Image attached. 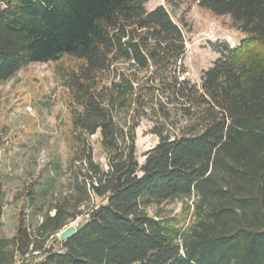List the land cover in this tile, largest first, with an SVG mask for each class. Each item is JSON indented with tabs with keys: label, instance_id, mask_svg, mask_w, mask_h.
Here are the masks:
<instances>
[{
	"label": "trees",
	"instance_id": "16d2710c",
	"mask_svg": "<svg viewBox=\"0 0 264 264\" xmlns=\"http://www.w3.org/2000/svg\"><path fill=\"white\" fill-rule=\"evenodd\" d=\"M149 1L0 0V84L30 64L82 62L65 77L66 191L0 237V264H264V0H194L242 35L211 44L199 83L185 76L183 23ZM144 120L157 143L140 163ZM4 198L0 173V220ZM176 199L192 204L163 215Z\"/></svg>",
	"mask_w": 264,
	"mask_h": 264
},
{
	"label": "rangeland",
	"instance_id": "374dc122",
	"mask_svg": "<svg viewBox=\"0 0 264 264\" xmlns=\"http://www.w3.org/2000/svg\"><path fill=\"white\" fill-rule=\"evenodd\" d=\"M164 6L173 20L183 23L186 77L199 83L203 71L218 58L211 44H238L241 33L228 16L217 17L194 0H150L147 10ZM81 61L67 56L46 64L23 67L0 84V173L5 194L0 237L11 238L20 220L35 225L66 191L65 168L73 153L71 98L66 74ZM151 124L142 121L136 130V156L151 149L157 138L149 134ZM93 160L107 168V157L98 135L90 138ZM60 167L54 170V165ZM44 192V193H42ZM192 200L176 199L161 206L163 215H180ZM81 223L78 218L72 225Z\"/></svg>",
	"mask_w": 264,
	"mask_h": 264
},
{
	"label": "water",
	"instance_id": "95a60500",
	"mask_svg": "<svg viewBox=\"0 0 264 264\" xmlns=\"http://www.w3.org/2000/svg\"><path fill=\"white\" fill-rule=\"evenodd\" d=\"M77 231H78V225L74 226L70 224L69 226L64 228L57 236L60 241L65 242L70 240L72 237H74Z\"/></svg>",
	"mask_w": 264,
	"mask_h": 264
}]
</instances>
